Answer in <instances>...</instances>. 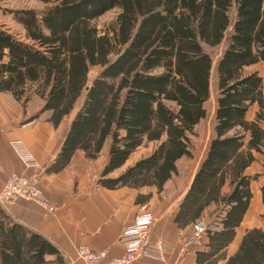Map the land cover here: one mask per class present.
Returning a JSON list of instances; mask_svg holds the SVG:
<instances>
[{
	"label": "trees",
	"instance_id": "trees-1",
	"mask_svg": "<svg viewBox=\"0 0 264 264\" xmlns=\"http://www.w3.org/2000/svg\"><path fill=\"white\" fill-rule=\"evenodd\" d=\"M37 1L43 10L12 11L20 37L0 29V93L24 108L33 94L42 97L41 114L50 112L56 128L77 110L52 170L64 169L76 151L96 160L109 144L101 188L160 193L178 175V163L193 158L192 137L207 116L215 76V136L175 221L195 226L216 206L225 212L224 231L212 233L207 224L211 245L232 240L253 197L245 170L254 152L264 155V75L246 73L264 66V0ZM115 9L101 32L97 19ZM255 104L259 112L249 121ZM145 144H154L150 155L109 177ZM246 234L228 263L264 264V231ZM0 264L65 261L0 207Z\"/></svg>",
	"mask_w": 264,
	"mask_h": 264
},
{
	"label": "crops",
	"instance_id": "crops-1",
	"mask_svg": "<svg viewBox=\"0 0 264 264\" xmlns=\"http://www.w3.org/2000/svg\"><path fill=\"white\" fill-rule=\"evenodd\" d=\"M1 15L3 12L0 9V20ZM0 29L6 30L2 26ZM257 66L261 67V74L264 75L263 64ZM32 97L40 98L44 104L42 97L34 94ZM26 109L23 102L17 101L11 93H0V193L12 175L33 177L43 196L54 206L56 213L43 211L36 202L23 199H15L2 208L15 223L48 239L62 254L65 264H83L77 253L80 246L98 253L107 252V258L102 264H108L111 260L123 256L124 248L118 243L121 234L125 228L133 224L138 214L146 212L155 218L150 241L157 243L162 240L165 243L166 260L163 262L147 257L133 264H229L230 259L240 252L247 231L252 229L264 231L262 190L264 155L262 153L254 152L255 162L245 170L244 175L251 177L250 190L253 197L243 221L235 228L233 239L215 241L211 245L210 236L205 233L201 246L189 247L187 242L194 225L191 223L182 227L175 221V216L195 179V174L202 165L210 143L187 189L174 201H168L163 195L165 187L173 179L160 193L155 187H145L140 190L127 187L108 190L98 184L96 162L99 158L88 159L82 151H76L64 169L58 172L52 170V165L61 153L69 128L58 137L56 135L58 128L63 123L56 128L49 121L50 112H45L48 114L46 120L34 119L22 123L23 120L30 118L26 116ZM76 111L66 118L69 119V123ZM258 112L259 104H255L247 112L246 118L254 121ZM70 125L71 123L69 127ZM108 145L106 144L103 150ZM21 150L25 157L22 156ZM26 157L30 158L29 165L25 161ZM146 189H150L148 193L143 192ZM228 190V186L223 188L224 192H229ZM216 208L211 206L203 214V218L209 222L208 229L212 233L224 231L222 219L225 212H217Z\"/></svg>",
	"mask_w": 264,
	"mask_h": 264
},
{
	"label": "rangeland",
	"instance_id": "rangeland-1",
	"mask_svg": "<svg viewBox=\"0 0 264 264\" xmlns=\"http://www.w3.org/2000/svg\"><path fill=\"white\" fill-rule=\"evenodd\" d=\"M25 8L29 9H36V10H43L44 5L37 0H0V9L3 12L1 15L0 26L8 30L10 33L20 37L23 33L22 26L16 22L14 19V15L12 11L22 10ZM119 14V10L115 9L111 12L107 13L106 15L97 19L96 25H98V29L102 32L104 31L107 26H109ZM222 49L215 50V59L220 56V52ZM262 71L260 66L247 68L246 73H251L254 71ZM211 98L205 104L207 108V116L200 125L196 127L195 136L192 137V149H193V158L182 159L179 164V173L178 175L174 176V179L167 184L163 195L167 198L168 201H174L187 189L191 177L193 173L198 169L201 164L202 159L204 158L207 150L208 145L212 138L214 137V127H215V115H216V97H217V90H216V78L214 76L212 84H211ZM43 101L38 97H32L25 107L27 108V117L30 116L28 120H23L22 123H28L29 121L33 120L32 118L36 117L38 120H46L48 114L42 113V106ZM26 118V117H25ZM24 118V119H25ZM63 124L58 128L57 136L60 137L62 133H64L69 128V119H66L62 122ZM57 137V138H58ZM109 145L103 150L101 156L96 162V166L98 167V179L100 178L101 172L103 170V165L107 162L109 151ZM154 148V144H145L144 147L140 148L137 152H135L131 157L126 166L122 169L117 170L115 173L111 174L109 177L116 178L119 174L124 172L127 168H129L132 164L136 161L148 156ZM260 159V158H259ZM150 189H146L143 191L144 193H148ZM10 203V202H9ZM8 204V203H7ZM2 207V206H0ZM207 224L209 223L207 219H205ZM193 232V231H192Z\"/></svg>",
	"mask_w": 264,
	"mask_h": 264
},
{
	"label": "built area",
	"instance_id": "built-area-1",
	"mask_svg": "<svg viewBox=\"0 0 264 264\" xmlns=\"http://www.w3.org/2000/svg\"><path fill=\"white\" fill-rule=\"evenodd\" d=\"M22 156L25 157L23 153ZM25 161L28 165L31 163L28 157H26ZM15 199L36 202L43 211L46 210L51 214L56 213L54 206L43 196L38 183L33 177L28 178L15 174L8 178L0 193V206H5ZM154 224L155 218L150 213L138 214L133 224L125 228L118 240V243L124 248V255L111 260L108 264H133V262L147 257L164 262L167 252L165 243L162 240L157 243L150 241V233ZM206 230L207 222L205 220L199 221L194 226L187 246H201ZM77 253L83 264H102L108 255L107 252H94L84 246H80Z\"/></svg>",
	"mask_w": 264,
	"mask_h": 264
}]
</instances>
